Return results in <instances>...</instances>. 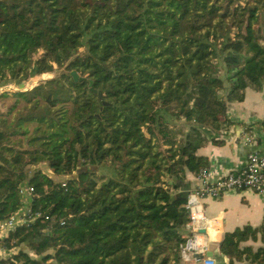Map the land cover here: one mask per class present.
Segmentation results:
<instances>
[{"label":"trees","instance_id":"trees-1","mask_svg":"<svg viewBox=\"0 0 264 264\" xmlns=\"http://www.w3.org/2000/svg\"><path fill=\"white\" fill-rule=\"evenodd\" d=\"M260 10L264 0H0V83L62 68L0 111V221L32 188L27 221L0 239L18 250L0 264H181L180 183L208 165L197 151L208 129L231 125L227 104L264 89ZM21 119L44 128L25 147L11 142ZM255 233L224 234L227 264H264V247L241 246Z\"/></svg>","mask_w":264,"mask_h":264},{"label":"crops","instance_id":"crops-1","mask_svg":"<svg viewBox=\"0 0 264 264\" xmlns=\"http://www.w3.org/2000/svg\"><path fill=\"white\" fill-rule=\"evenodd\" d=\"M226 113L231 125L220 131L208 129L207 140L197 151L206 159V167L214 175L240 170L251 152L264 154V89L257 91L246 88L244 99L229 102ZM180 184L178 190L184 188L185 192H189L198 188L201 181L195 173L187 172ZM28 201L26 196L24 204L27 205ZM199 201L202 213L212 220L199 241L206 243L207 252L212 251L214 264H227L228 258L221 252L219 244L225 233L236 228L249 226L256 230L255 237L243 241L241 246L253 249L264 247V235L259 231L264 225V196L245 188L228 190L218 197L203 196ZM181 232L185 239L191 235L190 222ZM181 262L199 264L191 254L187 258L181 255Z\"/></svg>","mask_w":264,"mask_h":264},{"label":"built area","instance_id":"built-area-1","mask_svg":"<svg viewBox=\"0 0 264 264\" xmlns=\"http://www.w3.org/2000/svg\"><path fill=\"white\" fill-rule=\"evenodd\" d=\"M196 177L201 181V185L190 190L187 195L185 206L189 213L191 235L181 246V255L187 258V255L191 254L196 257L199 264H214V260L206 256V243L203 240L199 241V237L204 236L208 225L212 222L202 213L199 199L203 196L218 197L225 191L245 188L264 196V154L249 153L245 165L238 171L214 175L208 167H203ZM19 192L22 206L8 218L0 221V239L18 223L27 221L26 214L30 211L32 188L24 185L20 187ZM26 196L29 199L27 205L24 204ZM199 229H204V232H199ZM1 250L5 251V249L0 248V255Z\"/></svg>","mask_w":264,"mask_h":264},{"label":"rangeland","instance_id":"rangeland-1","mask_svg":"<svg viewBox=\"0 0 264 264\" xmlns=\"http://www.w3.org/2000/svg\"><path fill=\"white\" fill-rule=\"evenodd\" d=\"M260 18L259 21L264 25V11L260 10ZM257 25V24H256ZM219 64L220 69V75L222 77L225 76V67H223V64ZM62 68H58L56 65L54 66V69L51 72H46L39 75H33L29 77L26 80L21 81L20 83L16 82L13 79H6L0 83V111H5L8 105L13 102V99L11 98L14 92H17L19 90H28L32 88L33 86L37 85L39 82L49 79L51 77H54L55 75H58L60 73ZM225 87H228L227 82H224ZM6 94V95H4ZM12 115H8V118H11ZM38 124L35 121H28V120H18L16 121L15 126L13 127L14 132H17V135H13L11 137V142L13 144H16L21 147L26 146L27 140L34 135L37 132L44 131V128L38 127ZM36 168H39L49 174L52 175V172L46 167L44 164H38L35 166ZM34 167H30V172L33 170ZM57 178V177H56ZM59 179V178H57ZM186 205V203H185ZM18 248H13L9 252L8 251H2L1 250V257L10 256L11 254L17 252ZM10 254V255H9ZM181 264H183L181 262Z\"/></svg>","mask_w":264,"mask_h":264},{"label":"water","instance_id":"water-1","mask_svg":"<svg viewBox=\"0 0 264 264\" xmlns=\"http://www.w3.org/2000/svg\"><path fill=\"white\" fill-rule=\"evenodd\" d=\"M72 75H73L74 79H78V75L75 71H72ZM98 94H99V96H101V91H98ZM200 232H204V229H201ZM212 255H213L212 251L206 252L207 257L212 258ZM199 257H201V256H199Z\"/></svg>","mask_w":264,"mask_h":264}]
</instances>
